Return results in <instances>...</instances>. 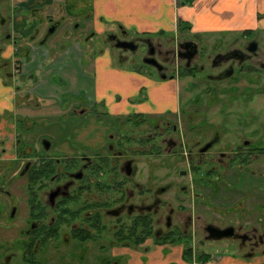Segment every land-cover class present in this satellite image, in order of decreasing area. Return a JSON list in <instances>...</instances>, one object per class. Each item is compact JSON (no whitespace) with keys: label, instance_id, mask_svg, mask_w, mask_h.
<instances>
[{"label":"flooded vegetation","instance_id":"obj_1","mask_svg":"<svg viewBox=\"0 0 264 264\" xmlns=\"http://www.w3.org/2000/svg\"><path fill=\"white\" fill-rule=\"evenodd\" d=\"M0 22V57L7 50L23 57L22 36L6 32L2 16ZM246 38L223 51L217 43L221 52L212 55L197 39L176 42V69L167 75L158 63L157 82L175 91L161 111L112 116L104 103L88 106L84 99L69 111L76 121L60 128L66 136L44 131L49 126L39 114L21 116L11 146L0 149V264H145L156 247L180 249L184 264H219L225 257L264 264V200L252 201L258 187L264 193V181L257 184L264 176V40ZM150 39L107 36L113 48L117 40L144 45L145 59L148 47L153 58L170 54ZM189 43L197 49L191 57ZM6 67L0 60L2 75ZM13 75H20L17 65L0 78L7 83ZM48 102L18 100L30 111ZM93 108L102 111L92 114ZM35 130L44 131L37 150ZM246 181L251 199L241 201L237 191L248 189ZM222 190L236 198L227 209ZM214 229L224 237H214ZM222 241L234 255L215 259L204 251Z\"/></svg>","mask_w":264,"mask_h":264},{"label":"crops","instance_id":"obj_2","mask_svg":"<svg viewBox=\"0 0 264 264\" xmlns=\"http://www.w3.org/2000/svg\"><path fill=\"white\" fill-rule=\"evenodd\" d=\"M52 20H61L54 34L64 25L72 28L77 23L82 26L88 42L99 36L124 32L130 38H170L175 42L189 37L201 42L224 43L231 35L244 38L264 33V0H194L184 6H180L178 0H14L12 30L22 36L20 41L27 51L19 59L14 58L11 51L3 58L7 66L18 61L20 75L18 78L13 75L7 83L0 78V149L11 146V140L20 130L18 119L30 116L27 106L18 104V100L23 101L26 96L53 101L58 104V115H61L59 93L64 90L80 93L89 87L92 92L89 101L104 103L112 116L153 109L161 111L167 106L163 103L166 95L174 96L172 83L161 86L153 82V87L149 86L151 96H144L146 107L135 108L130 104L129 95H124L119 88L109 90L107 82L116 81L121 89L129 83L135 89H144L148 83L133 70L114 67L112 49L108 45L94 57L90 54L91 48H86V44L84 52L77 39H69L60 47L54 42L48 51L45 45L50 43L53 33L47 31L46 38L40 40ZM85 68L93 74L86 85ZM52 78H57L60 85L50 82ZM100 90L105 91L104 95H99ZM3 142L5 144L1 145ZM145 264L184 263L180 249L156 247L146 254ZM219 264L258 263L225 257Z\"/></svg>","mask_w":264,"mask_h":264},{"label":"rangeland","instance_id":"obj_3","mask_svg":"<svg viewBox=\"0 0 264 264\" xmlns=\"http://www.w3.org/2000/svg\"><path fill=\"white\" fill-rule=\"evenodd\" d=\"M14 0H0V16H2L5 20L6 23V32H8L10 35H12L13 37V32H12V25H11V16H12V5H13ZM1 23V22H0ZM183 35V33H181ZM17 36V35H16ZM186 36H188V34H186ZM134 37V36H133ZM248 37V36H247ZM254 37L258 42L264 40V33H258L255 34ZM172 38H174V36H172ZM209 38H213V37H209ZM69 39H77L79 40V44L81 45L82 50L84 51V47L87 44L86 48L88 47V49L91 48V56H97L99 54V52L105 48V45H108L111 49H112V56L114 59V67L117 68H124V69H130L133 70L135 73L139 74V76H141V79L144 80L146 82L147 85H145L144 89L140 88V89H135L130 83L125 85L124 89H121V87H119L118 83H116V81H109L107 82L108 87L110 88L109 90H113V89H120L122 91V93L126 96H130V104H132L135 108L138 107L139 109L142 108L144 109L146 107L145 104V99L144 96H151L150 93V87H153V82H157L158 77H157V71L150 67L147 66L144 63L145 58L147 57V50L145 49L144 45H138V50L135 53L132 52H121L119 49L113 48L109 41L107 40V37L105 36H99L96 37L95 39L92 40V42H88V38L84 37V30L82 29V26L75 23L73 25L72 28L67 27V26H63L62 28H60L55 34H53L51 40L49 41L50 43H47V45H45V47L47 48L48 51H51V45L55 42L58 43V47H60L61 45H63L64 43H66L67 40ZM150 39V38H149ZM205 39V38H204ZM229 40H226V42L223 43V45L225 46H221V45H217V42L215 41L214 43L213 40H207L205 42H199V49H201V51L203 53L206 54H213V52L216 53H220V46H221V50L222 49H227V48H231L233 47V43L239 42L241 41L242 43H245L246 41H248V39L246 37H242L239 38L238 36H234L231 35L229 38H227ZM234 39H237L234 42ZM192 39H189V37H184L181 38V40L179 39V41H189ZM150 41L152 42V45L160 52L167 54L169 56L166 55H162L159 57L155 56L154 58L158 61L159 64H161L163 66V68L165 69V73L167 75H169L171 73L172 70L176 69L177 65L179 63H177V58L172 55L173 50L175 49L176 46V42L173 39L170 40V38H166V39H158V38H151ZM10 44V42H8V45ZM213 44H216L214 47H211ZM57 47V46H56ZM223 51V50H222ZM85 52V51H84ZM88 52V51H87ZM86 52V53H87ZM10 53V50H7V52H5L4 54L1 55L0 60H2L3 58H7ZM85 58L87 59V55H85ZM167 58V63L163 62V59ZM19 59V58H17ZM86 61V60H85ZM16 65L18 66V64H14L13 66H8L6 67V71L5 74L2 75V70L0 68V75L2 77H6V73L8 72V68L10 67V69L14 70L16 69ZM85 78H84V83L85 85L88 84L90 82V78H93V74L91 71L87 72V68H85ZM127 79V78H126ZM106 80V79H105ZM50 82L60 85L58 83V79L57 78H52L50 79ZM153 83V84H152ZM158 84H162L161 86H164V83H159ZM31 85V84H29ZM149 88L147 90V88ZM66 88V87H64ZM162 90V89H161ZM101 92H99V95H101L103 93L104 95V90H100ZM60 96V108H62L61 110V115H58V111H60V109H58V104L54 103L53 101L48 102V104L43 108L44 111H30L29 110V114L30 116L32 115H37L39 114L40 116H42V118L39 119V121H43V125L45 127L49 128H44V131H47V133H54L59 135L61 133V135H64L62 132H64L63 130H60V128L63 127V125H70L73 124L74 121H76V116L73 115V113L69 112L73 107H75L78 103L80 104L82 100H86L85 102H88V106H90L89 104V100L92 97V92L90 90L89 87L83 88L82 91H80V93L78 92H73V91H66L64 90L62 93H59ZM164 102L163 103H167L168 105H172L173 104V98L171 96H167L164 98ZM167 100V101H166ZM57 101V100H55ZM162 102V101H161ZM255 109H260V103H255L254 104ZM102 110H99L97 108H93L90 112L93 114V112H99ZM57 115V116H54ZM51 116V117H50ZM264 116L262 115L261 118H263ZM43 130H35L34 134H30L33 141H36L34 147L37 150L38 146H37V142L39 140V135H42L44 133ZM43 131V132H42ZM42 132V133H41ZM66 136V135H64ZM26 140L28 141V138L26 136ZM56 141V140H55ZM54 147V146H53ZM54 150L51 152L53 153ZM57 153V152H54ZM260 172V171H259ZM258 186H260L261 184H263L264 181V176L260 175L258 178ZM248 189L246 190L245 188L238 189L237 191V197L238 199L241 198L240 200L243 201L246 198L251 199L250 197V182L246 181L244 184ZM220 190V187L218 188ZM260 188H257V191L259 193V197L258 200L254 197V199L252 200L253 203H256L257 201H259V204H261L264 200V193H262L261 190H259ZM256 191V192H257ZM232 192V190H231ZM231 192L229 193V190H222V194L221 196H224L223 199V204L221 205V207H225L227 209V207H229L235 200L236 198L233 196H230ZM218 199H222V198H216L214 201L215 203H220ZM250 203V202H249ZM248 203V204H249ZM221 204V203H220ZM229 209V208H228ZM204 217V213L202 214ZM205 218V217H204ZM241 220V219H240ZM203 223V219L198 220L196 222V225L198 227H201V224ZM201 236H203V233L201 232V230H199V238H201ZM196 240H198V237H196ZM205 252L210 253L213 257H215V259H217L219 256H230V255H234V251H232V249H229V247L227 246L226 242L222 241V242H214V243H208L206 245V247L204 248ZM244 253L245 251H239ZM104 255V254H103ZM102 254H100V257H104Z\"/></svg>","mask_w":264,"mask_h":264},{"label":"water","instance_id":"obj_4","mask_svg":"<svg viewBox=\"0 0 264 264\" xmlns=\"http://www.w3.org/2000/svg\"><path fill=\"white\" fill-rule=\"evenodd\" d=\"M55 30V27H52L50 30H49V34H52ZM111 41H115L116 40V37H112V38H109ZM188 45L191 46V53H190V57L193 56L194 54H196L197 52V49H196V46L192 43H189ZM252 49H251V52H255V49H256V43H252ZM115 48L117 49H123V50H129L130 52H135L136 49H137V45L134 43V42H126V41H119L117 40L116 44H115ZM153 55H154V50L150 47H148V59H145L144 60V63L147 65V66H150L152 68H154L155 70H157V72L161 71L162 70V66L158 64V62L153 58ZM164 79V78H162ZM215 234H213L214 237H217V238H222L224 237L225 235V231H222V230H219V229H214L213 230Z\"/></svg>","mask_w":264,"mask_h":264},{"label":"trees","instance_id":"obj_5","mask_svg":"<svg viewBox=\"0 0 264 264\" xmlns=\"http://www.w3.org/2000/svg\"><path fill=\"white\" fill-rule=\"evenodd\" d=\"M194 0H178L180 6L190 5Z\"/></svg>","mask_w":264,"mask_h":264}]
</instances>
